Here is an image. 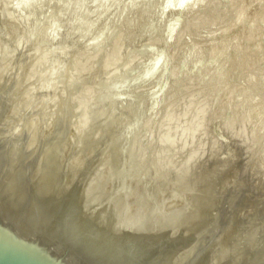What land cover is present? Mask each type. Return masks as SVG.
<instances>
[{"label":"rangeland","instance_id":"374dc122","mask_svg":"<svg viewBox=\"0 0 264 264\" xmlns=\"http://www.w3.org/2000/svg\"><path fill=\"white\" fill-rule=\"evenodd\" d=\"M60 1L33 24L32 10L0 0L2 211L20 203L42 213L54 208L49 221L65 211L93 235L102 218H111V229L102 222L106 232L98 228L95 236L112 246V239L136 234L138 245L156 239L161 246L181 231L185 239L193 234L165 264H229L231 253L237 264H264V33L253 43L255 61L232 64L245 52L243 30L258 24L264 0H242L238 23L233 0H200L192 8L181 0H109L107 8L85 0L79 8L77 0V10ZM224 37L230 51L210 59L211 44ZM205 206L213 209L212 223L188 233ZM120 215L128 216L122 225ZM126 221L147 232L118 239L112 228ZM145 234L152 236L146 241ZM197 255L204 256L200 263Z\"/></svg>","mask_w":264,"mask_h":264},{"label":"bare ground","instance_id":"6f19581e","mask_svg":"<svg viewBox=\"0 0 264 264\" xmlns=\"http://www.w3.org/2000/svg\"><path fill=\"white\" fill-rule=\"evenodd\" d=\"M59 1V0H58ZM62 1H64V0H61L60 1V3L62 2ZM65 1H67V0H65ZM64 1V2H65ZM76 1L77 0H70L69 1V3H70V8L71 9H76L77 7V5L79 4V8H80V5L85 1V0H83V1H80V2H77L76 3ZM119 1V0H118ZM130 1V0H129ZM129 1L127 0V2L125 3V4H127V3H129ZM172 1V0H171ZM176 1V0H175ZM258 1V0H257ZM54 2H56V0H16V3H15V7L16 8H18V9H20V10H32V12L34 13V22H33V24H35L36 23V21H38V20H40V19H42V17L44 16L43 15V12L44 11H46V8H47V6H49V5H52ZM86 2V1H85ZM85 2H84V4H85ZM89 2V1H88ZM93 2H95V4L99 7V8H107V7H109V5H110V2H109V0H93ZM113 2H114V0H113ZM200 2V0H181V5H186V3L187 4H190V7L192 8V6L195 4V3H199ZM201 2H203V0L201 1ZM241 2H242V0H233L232 2H231V5H232V7H233V5L236 7H234L235 8V11H236V9H238V11H237V13H238V17H235V19H236V23H238L239 22V19L242 17V15H241V13H242V11H246V9L244 8V6L243 5H245V4H241ZM244 3H245V0L243 1ZM242 2V3H243ZM253 2V1H252ZM254 2H256V1H254ZM253 2V3H254ZM90 3V2H89ZM117 3V2H116ZM121 3H123V2H121ZM166 3V1L164 2V4ZM174 4H175V2H173ZM178 3V2H177ZM260 3V2H259ZM262 3V2H261ZM264 3V2H263ZM55 4V3H54ZM58 5H59V3H57ZM111 4H112V2H111ZM132 4V3H131ZM251 4V3H250ZM67 5V4H66ZM118 5V4H117ZM123 5V4H122ZM122 5H120L121 7H122ZM135 5V4H134ZM162 5H163V3H162ZM177 5V4H176ZM179 5V4H178ZM177 5V6H178ZM261 5V4H260ZM132 6V5H131ZM165 6H169V4H165ZM250 6V5H249ZM263 6V5H262ZM55 7L57 8V6L55 5ZM65 7V6H64ZM63 7V8H64ZM84 7V6H83ZM180 7V6H179ZM185 7V6H184ZM246 7V6H245ZM251 7V6H250ZM55 8V9H56ZM60 8V7H59ZM78 8V9H79ZM131 8V7H130ZM165 8V7H164ZM180 8H182V7H180ZM179 8V9H180ZM197 8V7H196ZM245 9V10H242V9ZM61 9V8H60ZM118 9H119V6H118ZM187 9H188V7H187ZM260 9V8H259ZM54 10V9H53ZM52 10V11H53ZM77 10V9H76ZM95 10H97V9H95ZM105 10V9H104ZM161 10H163V8L161 9ZM183 10V8L180 10V11H182ZM190 10V9H189ZM249 10V9H248ZM79 11V10H78ZM121 12H122V8H121V10H120ZM127 11V10H126ZM167 11V10H166ZM50 12V11H49ZM74 12V11H73ZM98 12V11H97ZM97 12H95V14L97 13ZM102 12V11H101ZM158 12V11H157ZM184 12V11H183ZM187 12H188V10H187ZM186 12V13H187ZM191 12V11H190ZM249 12V11H248ZM247 12V13H248ZM60 13H61V11H60ZM118 11H117V15H118ZM155 13V12H154ZM153 13V14H154ZM246 13V12H245ZM246 13V14H247ZM28 14V13H27ZM57 14V13H56ZM113 14V13H112ZM120 14V13H119ZM30 15V14H29ZM58 15V14H57ZM57 15H56V17H57ZM63 15V14H62ZM158 15V14H157ZM22 16V15H21ZM59 16V15H58ZM93 16V15H92ZM115 16V15H114ZM159 16H160V14H159ZM240 16V17H239ZM244 16V15H243ZM74 17V16H73ZM120 17V16H119ZM122 17H124V16H122ZM104 18V17H103ZM154 18V17H153ZM157 18V17H156ZM32 19V18H31ZM234 19V20H235ZM242 19V18H241ZM248 18H246L245 20H247ZM255 19H256V21L258 22V24L257 25H254L253 27H250L249 25H246L245 26V28H244V30H243V32L245 33H247V35H246V40L248 41V43H247V47H246V50H245V52L243 53V55L240 53V55H242V56H238L236 59L235 58H232V60H233V63L232 64H234L235 65V67H237V69H238V66L240 65V67H241V65H243V64H245L246 62H248V64L250 63V62H252V61H255L256 60V56H257V52L258 51H255V50H253V43L254 42H258V38L261 36V34L263 35V33H264V8H261L258 12L256 11V14H255ZM51 20V19H50ZM59 20V19H58ZM86 20V19H85ZM95 20V19H94ZM245 20H243V21H245ZM251 20V19H250ZM78 21V20H77ZM97 21V20H96ZM159 21V20H158ZM249 21V20H248ZM40 22V21H39ZM90 22V21H89ZM89 22H87V24H89ZM92 22H93V20H92ZM113 22V21H112ZM160 22V21H159ZM251 22V21H250ZM91 23V22H90ZM97 23V22H96ZM42 24V23H41ZM54 24V23H53ZM155 24V23H154ZM153 24V25H154ZM246 24H247V22H246ZM31 25V24H30ZM91 25V24H90ZM89 25V26H90ZM92 25H93V23H92ZM104 25V24H103ZM173 25V24H172ZM243 25H245V23L243 24ZM48 26H49V24H48ZM99 26V25H98ZM41 27V26H40ZM92 27V26H91ZM54 28V27H53ZM87 28V27H86ZM170 28V27H169ZM174 28V27H173ZM171 29V31H169V32H171V34L173 33V30L174 29ZM88 29V28H87ZM150 29V28H149ZM44 31V30H43ZM29 32H30V29H29ZM241 32V31H240ZM239 32V33H240ZM263 32V33H262ZM56 33V32H55ZM53 34V33H52ZM145 34V33H144ZM169 35H170V33H168ZM237 34V33H236ZM49 35V34H48ZM243 35V34H242ZM241 35V37H243ZM108 36V35H107ZM237 36V35H236ZM30 37V36H29ZM232 37L234 38V35H232ZM112 38V37H111ZM228 37H224V38H222L221 40H219V41H217V43H215L214 45H212L211 44V46H210V48L208 49V53H206V54H208V56H209V58L210 59H212V58H215V57H220V56H222L223 54H224V52L226 51V48H227V46H228V44H229V41H228V39H227ZM237 38H238V36H237ZM242 39V38H241ZM56 40V39H55ZM244 40V39H243ZM246 40H245V42H246ZM98 41V40H97ZM235 41H237L236 39H235ZM231 42H232V39H231ZM238 42V41H237ZM256 42V43H257ZM260 42V41H259ZM258 42V43H259ZM214 43V42H213ZM234 43V41L232 42V44ZM236 43V42H235ZM234 43V44H235ZM258 43L256 44V45H258ZM238 44V43H237ZM243 44V43H242ZM261 44V46H262V44L263 43H260ZM229 45H231V44H229ZM232 46V45H231ZM231 46H229L230 48H231ZM235 46H236V44H235ZM228 47V48H229ZM227 48V49H228ZM236 48V47H235ZM196 50V49H195ZM194 50V51H195ZM229 50V49H228ZM236 50V49H235ZM238 50V49H237ZM244 50V49H243ZM263 50H264V47H263ZM230 51V50H229ZM196 52H198L197 50H196ZM263 52V51H262ZM193 53V52H192ZM226 53H227V51H226ZM205 54V55H206ZM237 54V53H236ZM225 56V55H224ZM228 56V55H227ZM229 57H230V55H229ZM228 57V58H229ZM233 57V56H232ZM221 58V57H220ZM223 58V57H222ZM221 58V59H222ZM219 60V59H218ZM223 60V59H222ZM227 60V59H226ZM229 60V59H228ZM220 61V60H219ZM259 61V60H258ZM159 62H160V56H158L154 61H152L151 62V64L149 65V67L147 68V70L145 71L146 72V75H145V73H144V75H143V77H144V80H145V77L146 76H148V73L151 75V73L156 69V67L158 66V64H159ZM222 62V61H221ZM230 62V61H229ZM219 64H220V62H218ZM217 62H216V64H218ZM218 64V65H219ZM228 64V63H227ZM232 64H231V66H232ZM256 64V63H255ZM228 65H230V63L228 64ZM227 65V67L228 68H230L229 66ZM233 65V66H234ZM221 66H223V64H221ZM218 67H220V66H218ZM225 67V66H224ZM239 67V68H240ZM244 67V66H243ZM234 68V67H233ZM222 69H223V67H222ZM235 69V68H234ZM236 69V70H237ZM218 70V69H217ZM224 70H228L227 68L226 69H224ZM232 71H234V70H232ZM242 71V70H241ZM217 72H220V69H219V71H217ZM236 72V71H235ZM234 72V73H235ZM238 72V71H237ZM233 73V74H234ZM226 74V73H225ZM229 74H230V72H229ZM237 74V73H236ZM227 75V74H226ZM235 76V75H234ZM221 77H223V76H221ZM230 77V76H229ZM147 79V78H146ZM141 80V79H140ZM163 81V80H162ZM241 90H239V92H240ZM235 94V93H234ZM226 95H227V93H226ZM223 96V95H222ZM252 111V110H251ZM256 116V115H255ZM65 175V174H64ZM66 176V175H65ZM13 190V189H12ZM11 191V190H10ZM226 191V190H225ZM106 192V191H105ZM108 193V192H107ZM120 193V192H119ZM125 193V192H124ZM123 193V194H124ZM70 194V193H69ZM225 195L226 193H222V195ZM68 195V194H67ZM66 195V196H67ZM107 195V194H106ZM38 196H40L39 194H38ZM71 197V196H70ZM128 197V196H127ZM225 197V196H224ZM235 198H237V195H236V197ZM65 199V198H64ZM69 199V198H68ZM224 199V198H223ZM53 200H54V197H53ZM65 200H67V199H65ZM68 201V200H67ZM236 201V200H235ZM64 202H66V201H64ZM71 202V201H70ZM136 202V201H135ZM135 202H134V204H135ZM36 203V202H35ZM40 203V202H39ZM38 203V204H39ZM63 203V202H62ZM143 203V202H142ZM223 203V202H222ZM21 204V203H20ZM20 204H17L18 206H16L15 204V207H12V208H6L7 209V211H5V210H3L2 211V208H0V216L1 217H4V218H6V219H9V220H11V221H13V222H16V223H18V224H20V225H22V226H24L25 228H27V229H29V230H31V231H33V232H35L36 234H38V235H40L41 237H43V238H45V239H47V240H49V241H51V242H53V243H55L56 245H58V246H60V247H62L63 249H65V250H67L68 252H70V253H72L73 255H75L76 257H78L79 259H81L82 261H84L85 263H87V264H165V262L167 261V262H169L167 259H169L168 257L170 256V258H171V255H174L175 253H179V251H178V249L180 248L179 246L181 245V244H184V241L185 242H187V240H188V238H190L189 237V235H188V238L186 237V239L184 238V234H183V232L181 231V229L182 228H185V227H190V226H185V227H181L180 229H179V231H181L180 232V234H182L183 236H180L179 237V234H178V237L180 238H175V239H178L175 243H173L174 242V240H173V242H172V244L170 243V242H167L166 240H168L169 238H171L170 237V235H169V233H168V235H169V238H166L165 237V239H164V241H163V239H161V237L159 238V239H161V242L163 241V242H167L168 244H166L165 246H161V243H159L158 244V242H160V241H157V245H156V239H155V245H153V244H151V243H148V244H150V245H153V246H148V244H146L145 242H140L139 243V245L138 244H136L137 242H139V240L138 239H140L141 240V238L143 239V237H145L146 236V234H145V236H143V237H141V238H137V242L135 241L134 242V240L136 239H134L133 237H135L136 235H134V236H132V237H130L129 235V237L133 240V242L131 243V241H126L125 242V240L126 239H128V237H126V239L124 240V241H122V239H120V243H118L119 241H118V239L120 238V237H124L125 238V236H127V235H125V236H122V235H124V234H126V232H127V234H129L128 232H133V233H139V232H141V231H143V230H146V232H147V228L146 227H148V226H146V227H144L146 224H147V222H146V224H144V226H143V224H142V222H141V224H142V226L144 227V229H142V228H138L140 225V222L136 225V226H130V228H128V224L126 225V223H127V221L125 222V225L126 226H119V225H122V222H124L127 218H128V216L126 217V219H124V221H123V217H122V219L121 218H119V220H118V223L120 222V219L122 220L120 223L121 224H119V225H117V227L116 226H114L112 229H114V231L115 232H117L118 234L117 235H120L119 237H118V239L116 240V242L118 243V244H116L115 243V240H113L112 239V242H113V244H115V245H113V246H115V247H113L112 246V244H108V243H106L105 242V240L106 239H104V242H102V240H100V239H98V237H96L95 235L97 234L96 232H97V229L99 228V230H102V232H103V230H104V228L102 227V229H100V227H101V223L102 222H105V224L107 223L108 224V220L109 221H113V220H111V218H109V219H107L106 220V217H105V220H104V218H102L103 219V221L100 223V225H99V227H97L95 230H96V232L93 230L94 229V227H92V230H93V232H95V234L93 235V234H90V231H86V230H84L85 228V226L84 225H82V226H79L78 224L77 225H75V224H73V225H75V226H73L72 225V219H71V221H70V219L69 220H67L68 218V213H66L65 211H61V217H59L58 218V220H54V221H49L48 219L51 217V213H54V208L53 207H50V208H53V211H52V209H51V213L49 212V211H44L43 213H42V210L40 209V211L38 212L37 211V209H38V207H35L34 206V208L32 209V210H26L25 209V207L22 205V207L24 208H22V207H20L21 205ZM58 204V203H57ZM66 204V203H65ZM139 203L137 202V205H138ZM235 204V203H234ZM234 204H233V206H234ZM20 205V206H19ZM45 205V204H44ZM44 205H43V203H42V206L44 207ZM75 205V204H74ZM132 205V204H131ZM143 205V204H142ZM221 205H223V204H221ZM10 206H13V205H10ZM60 206V205H59ZM62 206V205H61ZM64 206V205H63ZM71 206V205H70ZM81 206V205H80ZM134 206H136V205H134ZM139 206V205H138ZM20 207V208H19ZM48 207V206H47ZM82 207V210H83V205L81 206ZM137 207V206H136ZM206 207V206H205ZM203 208L202 209V212H201V214H200V216L198 217V219L199 220H197V221H195V222H198L199 221V225H196V227L193 225V228H187V230H186V228L184 229V230H186V231H188L189 229V231H188V233H196L200 228H201V226H203V225H201V224H207V222H209L208 224H210V220H212V216L214 215L213 214V209H212V207L211 206H207L206 208ZM50 208H48V209H50ZM56 208V207H55ZM59 207H57V209H58ZM75 208V207H74ZM76 208H77V204H76ZM4 209V208H3ZM24 211H23V210ZM43 209V208H42ZM45 209V208H44ZM47 209V210H48ZM71 209V208H70ZM87 209V208H86ZM85 209V210H86ZM167 209V208H166ZM19 210V211H18ZM22 210V212H20ZM61 210V209H60ZM72 210H76V209H73L72 208ZM78 210H81V209H78ZM81 210V211H82ZM169 210V209H168ZM167 210V211H168ZM74 211H72V212H74ZM77 211V210H76ZM84 211V210H83ZM88 211V210H87ZM171 210H169V212H170ZM221 211V210H220ZM38 212V213H37ZM58 212V211H57ZM70 212H71V210H70ZM71 212V213H72ZM78 212V211H77ZM77 212H75L76 214H77ZM84 212H86V211H84ZM92 212L93 211H91V212H88V213H85V214H89V215H87V217L89 216L90 217V213H91V216H92ZM132 212V211H131ZM56 213V212H55ZM71 213H69L70 214V216L69 217H72V215H71ZM74 213V214H75ZM57 214V213H56ZM56 214L54 215V217L53 218H56ZM73 214V213H72ZM73 214V215H74ZM78 214H80V211H79V213ZM77 214V215H78ZM83 213L81 212V215H82ZM132 214V213H131ZM219 214H220V212H219ZM219 214H218V217H219ZM77 215H74V216H76L77 217ZM80 215V216H81ZM94 215V214H93ZM80 216H78V218L77 219H79L80 218ZM83 217H85L86 215H82ZM81 216V219H79V220H81L82 221V219H84L83 217ZM126 216V215H125ZM86 217V218H87ZM92 217H94V216H92ZM52 218V219H53ZM97 218V217H96ZM108 218V217H107ZM115 218V217H114ZM117 218V217H116ZM115 218V219H116ZM125 218V217H124ZM164 218V217H163ZM220 218V217H219ZM73 219H75L74 217H73ZM76 219V220H77ZM113 219V218H112ZM144 219V218H143ZM51 220V219H50ZM76 220H75V222H76ZM89 220V219H88ZM94 220H96V219H93V220H91V221H94ZM99 220V219H98ZM128 220V219H127ZM220 220V219H219ZM78 221V220H77ZM80 221V222H81ZM91 221H89V222H91ZM115 221H117V219L115 220ZM201 221V222H200ZM74 222V223H75ZM86 222H88L87 220H86ZM96 222L98 223V221L96 220L95 222H93L94 224H96ZM153 221H151V223H152ZM229 221H227V222H224L225 224L226 223H228ZM79 223V222H78ZM92 223V222H91ZM145 223V222H144ZM150 223V222H149ZM212 223V222H211ZM220 223V222H219ZM80 224V223H79ZM87 224V223H86ZM104 223H102V225H103ZM104 224V225H105ZM110 224V223H109ZM109 224H108V226H109ZM111 224H112V222H111ZM110 224V225H111ZM153 224V223H152ZM192 224H193V222H192ZM191 224V225H192ZM223 224V223H222ZM89 225V224H88ZM87 225V226H88ZM103 225V226H104ZM151 225V224H150ZM187 225H190V224H187ZM84 226V227H83ZM94 226V225H93ZM107 225H106V227H105V229H107V227H108ZM165 226V225H164ZM163 226V227H164ZM180 226H183V225H180ZM199 226V227H198ZM84 229H83V228ZM88 227H91L90 225L88 226ZM88 227H87V230H88ZM111 227H112V225L110 226V229H111ZM152 227V226H151ZM150 226H149V228H151ZM157 227V226H156ZM156 227H154L153 226V228H152V230L151 231H153L154 232V228H156ZM160 227V226H159ZM166 227V226H165ZM192 227V226H191ZM206 227V226H205ZM125 228H128V230L127 229H125ZM168 228V227H167ZM166 228V229H167ZM109 229V230H110ZM165 229V228H164ZM164 229H163V235H164ZM213 229V231L214 232H217V230H218V218H217V220H216V224H215V226H214V228H212ZM108 230V229H107ZM161 230H162V228H161ZM169 229H167V231H168ZM170 230H171V228H170ZM183 230V231H184ZM201 230H203V229H201ZM111 231V230H110ZM113 231V230H112ZM157 231L159 232V230L157 229ZM166 231V232H167ZM172 231V230H171ZM179 231H178V233H179ZM213 231H211V235H212V232ZM89 232V233H88ZM92 232V231H91ZM102 232H101V234L100 235H102ZM104 232H106L105 230H104ZM144 232V231H143ZM143 232H142V234H143ZM146 232H144V233H146ZM155 232H156V230H155ZM169 232V231H168ZM213 232V233H214ZM100 233V232H99ZM113 232H111L110 234L111 235H114V233L112 234ZM133 233H131L132 235H133ZM157 233V232H156ZM161 234H162V232H160ZM185 233V232H184ZM205 233H207V235L210 233H208V232H205ZM109 234V233H108ZM141 234V233H140ZM148 234V233H147ZM160 234V235H161ZM199 234V233H198ZM111 235H109V236H111ZM116 235V236H117ZM151 234H149V236H150ZM193 235V234H192ZM192 235H190V236H192ZM98 236V235H97ZM106 236V235H105ZM148 236V237H149ZM152 236V235H151ZM159 236V234H157V237ZM199 236V235H198ZM206 236V234L204 235V237ZM209 236H210V234H209ZM212 236H215V235H212ZM102 237V236H101ZM104 237V236H103ZM112 237V236H111ZM147 237V236H146ZM145 237V238H146ZM148 237H147V239H145L146 241L147 240H149L148 239ZM152 237H154V233H153V236ZM150 238V239H152V240H154V238ZM155 237H156V235H155ZM168 237V236H167ZM173 237V236H172ZM177 237V236H176ZM196 237V236H195ZM207 237V236H206ZM105 238V237H104ZM112 238H114V237H112ZM117 238V237H116ZM129 238V239H130ZM163 238H164V236H163ZM184 238V239H183ZM210 238V237H209ZM102 239V238H101ZM128 239V240H129ZM192 239H194V238H192ZM107 240H110V239H107ZM169 240H172V238L171 239H169ZM122 241V242H121ZM151 241V240H150ZM111 242V243H112ZM152 242V241H151ZM162 242V243H163ZM135 243V244H134ZM153 243V242H152ZM170 243V244H169ZM183 246V245H182ZM181 246V247H182ZM110 248V249H109ZM183 248V247H182ZM181 249V248H180ZM207 249L208 248H206L205 250H206V252H207ZM205 250H203V252H202V254L204 255V252H205ZM208 250H210V249H208ZM177 251V252H176ZM212 251V250H211ZM210 251V252H211ZM205 252V253H206ZM210 252H209V254H210ZM232 252V251H231ZM208 253V252H207ZM207 253L205 254V256H209V255H207ZM199 254H200V252H199ZM233 253H231V256H233L232 255ZM202 255V257H200L201 255H199V257H200V259L201 258H203L204 256ZM176 256H177V254H176ZM230 256V257H231ZM239 256V255H238ZM195 257V256H194ZM197 258H196V260H198V263H200V264H202V259H201V261L199 260V257H198V255L196 256ZM229 257V256H228ZM227 256H226V260L228 261V262H230L231 264H232V262H234L233 260L234 259H238V257H237V254L235 253V255H234V258L233 257H229L228 258ZM173 258H174V256H173ZM211 258V257H210ZM233 258V259H232ZM175 259V258H174ZM204 259V258H203ZM229 259V260H228ZM240 259V258H239ZM239 259L238 260H235V262L236 261H239ZM187 260V259H186ZM190 260V259H189ZM193 260H195V259H193ZM195 260V261H196ZM206 260H207V258H206ZM208 260H209V258H208ZM172 261V260H171ZM170 261V262H171ZM200 261V262H199ZM209 261H211V260H209ZM209 261H206L207 262V264H208V262ZM232 261V262H231ZM166 262V263H167ZM185 262H187V261H185ZM185 262L183 263V264H185ZM197 262V261H196ZM196 262H194L193 263V261H192V263L193 264H197ZM206 262H205V264H206ZM225 262V261H224ZM241 262V261H240ZM243 262V261H242ZM191 262L189 261V264H190ZM227 263V262H226ZM225 263V264H226ZM229 263V264H230ZM169 264H171V263H169ZM187 264H188V262H187ZM224 264V263H223ZM228 264V263H227ZM236 264H237V262H236Z\"/></svg>","mask_w":264,"mask_h":264},{"label":"water","instance_id":"95a60500","mask_svg":"<svg viewBox=\"0 0 264 264\" xmlns=\"http://www.w3.org/2000/svg\"><path fill=\"white\" fill-rule=\"evenodd\" d=\"M0 264L87 263L24 226L0 216Z\"/></svg>","mask_w":264,"mask_h":264}]
</instances>
